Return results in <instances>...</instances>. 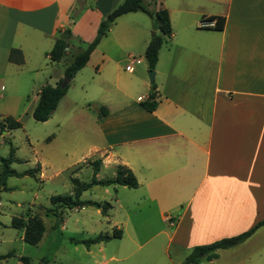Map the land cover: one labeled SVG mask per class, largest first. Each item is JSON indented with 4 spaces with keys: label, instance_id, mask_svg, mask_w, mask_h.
I'll return each mask as SVG.
<instances>
[{
    "label": "crops",
    "instance_id": "obj_1",
    "mask_svg": "<svg viewBox=\"0 0 264 264\" xmlns=\"http://www.w3.org/2000/svg\"><path fill=\"white\" fill-rule=\"evenodd\" d=\"M85 1L74 21L69 18L74 0H0V81L9 65L22 66L33 57L38 59L35 71L42 59L50 63L48 77L34 75L28 82L31 86L39 79L36 104L42 86L62 79L80 50L70 44L62 60H50L47 52L57 29L68 27L79 40H92L99 22L123 0ZM143 4L151 11L166 9L171 25V34L162 35L153 69L156 107L148 111L141 105L151 88L146 61L143 67L142 59L130 54L129 64L117 53L133 39L147 46L151 26L143 11L117 17L68 86L75 80L84 101L104 108L105 115L94 118L85 136L86 155L97 158L84 157V163L99 159L97 179H106L99 177L104 169L114 177L122 165L138 181L135 192L125 191L124 185L105 186L116 192L114 204L122 217L114 224L121 227V237L115 239L122 243L107 260L184 264L194 246L238 235L264 218V0ZM208 17H223L222 28L200 27ZM12 48L21 51L22 63L9 60ZM60 64L62 69L54 67ZM10 71L18 79L24 75ZM68 92L55 110L68 98L65 116L84 122L85 112L75 111ZM104 192L109 193L107 188ZM103 243H96L99 250ZM216 254L198 264H264V224Z\"/></svg>",
    "mask_w": 264,
    "mask_h": 264
},
{
    "label": "rangeland",
    "instance_id": "obj_2",
    "mask_svg": "<svg viewBox=\"0 0 264 264\" xmlns=\"http://www.w3.org/2000/svg\"><path fill=\"white\" fill-rule=\"evenodd\" d=\"M85 2L89 4L91 0ZM79 4V0H74L69 14ZM140 15L146 17L144 14ZM78 16L79 13L73 20L76 21ZM147 18L151 26V36L159 34V31L153 28L152 19L149 16ZM90 40L85 36L83 40H73L71 45L75 49H82ZM144 50V43L133 39L123 44L117 53L123 54L127 63H129L128 55L130 54L135 59L140 57L141 66L147 67L143 55ZM37 61L38 59L32 57L22 66L9 65L7 74L0 81V121L5 116H12L21 121V126L18 128L0 130V158L8 156L10 145H12L14 156L19 159L10 164L12 169L22 172L39 165L42 173L40 175L38 172L36 176L10 175L6 178L5 187L0 186V255L13 251V255L1 259L0 264H101L105 260L104 264H126L129 260L122 262L107 260L111 251L122 243L120 240L112 238L104 241L103 250H99V244L87 249L83 244H75L71 241V238L85 239L99 233H111L115 228L114 224L122 217L114 204L116 192L112 186L93 185L81 194V199L110 203L111 207L106 215L97 213L96 208L92 206L79 209L57 208L56 212L49 210L52 208L49 200L51 195L72 193L71 177H77L84 182L91 180L93 167L89 163H84L82 159L97 157L86 155L88 151L85 136L90 133L92 126L90 124L99 115L101 107L93 102L84 101V92L74 86L76 81L72 80L68 86L67 97L76 101L75 111L81 114L85 112L86 120L80 123L65 116L71 103L66 102L68 98H64L65 100H61L58 108L47 120L36 121L32 117V110L35 106L39 79H36V84L31 86L28 82L35 78L34 75L42 79L48 77L52 71L51 64H45L43 59L41 60L42 65L32 71ZM54 67L62 69V64ZM134 67L137 71L138 63H135ZM12 69L22 71L24 75L18 79L10 74ZM145 73L148 77L147 68ZM112 176L110 169H104L99 174L100 178H111ZM106 188L109 193L104 192ZM124 189L129 192L137 191L129 187ZM33 215L41 218L44 233L37 244H28L22 240V231L11 227L10 222L15 216L26 220ZM151 222L153 226L157 224L155 217L151 219ZM134 223L136 229L139 228L138 217L135 218ZM118 227L121 229L120 226ZM22 256L28 258V263L21 260Z\"/></svg>",
    "mask_w": 264,
    "mask_h": 264
},
{
    "label": "trees",
    "instance_id": "obj_3",
    "mask_svg": "<svg viewBox=\"0 0 264 264\" xmlns=\"http://www.w3.org/2000/svg\"><path fill=\"white\" fill-rule=\"evenodd\" d=\"M143 1L144 0H123L115 8L107 12L104 18L99 22L95 37L90 42H88L84 48L80 49L76 54H74L71 60L65 66L64 77H68L69 79L73 78L75 73L86 64L90 53L94 50L102 36H104L110 25L117 17L128 12L136 11H143L144 13H146L153 21V28L159 31V34H154L153 36H151L150 41L148 42L144 50V59L147 63L148 70H153L157 59L158 49L160 48L162 43V35L169 36L171 34V25L166 9L160 8L155 11H151L144 6ZM79 3V6L74 7L73 12L69 14V17L72 20L76 18L77 14L82 9L83 0L81 2L79 1ZM208 18L209 20H213V17ZM223 22V17H216L214 25L212 27L215 29H221L223 26ZM73 40L79 39L71 33L68 27L58 28L56 31L54 44L52 48L47 52V56L49 57V59L55 62L62 60L66 54L67 48L70 46ZM9 60L15 63H22L23 57L21 51L12 48L9 52ZM62 79H60L55 85L45 84L40 89L37 102L32 110V117L36 121L47 120L51 113L55 110L61 97L65 94L68 88V84L64 88H61L60 84ZM155 97V83L153 82L151 83V88L148 93L147 99L142 101L141 105L146 110L152 111L156 107ZM104 115V109L103 107H101L98 116L101 117ZM20 126L21 121L19 119H15L12 116H5L0 121V130H4L5 128L11 130ZM14 161H19V159H16L14 157V147L10 145L8 156L0 158V186L5 187L6 178L10 175L36 176V173L39 172V165L22 172L11 169L10 164ZM90 164L93 167V175L91 180L89 182H84L80 181L77 177H71V181L73 183L72 193L51 195L49 200L52 208H50L49 210L56 212L55 209L57 208L79 209L85 206H92L100 209V212L106 215L107 210L111 207L110 203H101L90 199H81L82 192L91 188L93 185L108 186L111 184H115L124 185L129 188H135L138 186V181L133 172L122 165H117L114 177L97 179L95 174L98 171L99 159L93 160ZM263 224L264 218L256 225H254V227H252L251 229L238 235L222 238L210 244L194 246L186 256L184 264H198L202 257H205L206 259H212L216 257L217 249L229 248L242 242L257 227ZM10 226L17 229L18 231H22V240L28 244H37L44 233V224L41 218L37 215L28 217L26 220L20 216L12 217ZM121 233V229L113 228L111 233H99L96 236L85 239L71 238V241L75 244H83L84 246L89 247L92 244L108 241L112 238H119L121 237ZM11 255H13V251L2 254L0 255V260L5 259ZM21 260L25 263H28L27 257L22 256Z\"/></svg>",
    "mask_w": 264,
    "mask_h": 264
},
{
    "label": "built area",
    "instance_id": "obj_4",
    "mask_svg": "<svg viewBox=\"0 0 264 264\" xmlns=\"http://www.w3.org/2000/svg\"><path fill=\"white\" fill-rule=\"evenodd\" d=\"M214 22H215L214 19L213 20H209L207 18H202L200 20L199 26L200 27H212L214 25ZM126 69L128 71H131L132 70V67L129 65V66L126 67Z\"/></svg>",
    "mask_w": 264,
    "mask_h": 264
},
{
    "label": "water",
    "instance_id": "obj_5",
    "mask_svg": "<svg viewBox=\"0 0 264 264\" xmlns=\"http://www.w3.org/2000/svg\"><path fill=\"white\" fill-rule=\"evenodd\" d=\"M148 77H149V81L153 83L154 82V70H148ZM69 80L70 79L68 77H64L61 81L60 87L64 88L68 84Z\"/></svg>",
    "mask_w": 264,
    "mask_h": 264
}]
</instances>
